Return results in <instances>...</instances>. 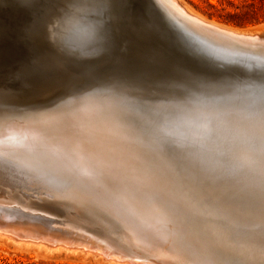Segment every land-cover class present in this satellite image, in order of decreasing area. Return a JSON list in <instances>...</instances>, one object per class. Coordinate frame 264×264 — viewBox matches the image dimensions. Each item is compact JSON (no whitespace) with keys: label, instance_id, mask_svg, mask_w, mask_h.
Listing matches in <instances>:
<instances>
[{"label":"snow or ice","instance_id":"obj_1","mask_svg":"<svg viewBox=\"0 0 264 264\" xmlns=\"http://www.w3.org/2000/svg\"><path fill=\"white\" fill-rule=\"evenodd\" d=\"M55 3L59 7L44 20L55 47L38 50L15 83L0 82V120L15 118L26 97L55 81L83 75L86 97L66 93L74 97L68 111L37 119L89 154V166L103 177V194L120 204L143 199L142 187L106 163L131 154L134 166L157 182L186 189L187 201L173 203L161 189L156 202L189 226L202 222L196 205L258 216L255 236L234 230L228 217L206 225L202 235L232 264H264V68L245 74L244 87L239 79L208 77L183 62L171 39L137 13L135 0ZM234 98L241 103H232ZM84 99L100 105L94 120L81 118ZM241 133L244 156L236 142ZM17 167L5 158L0 186L18 177ZM237 173L251 174V183L242 184Z\"/></svg>","mask_w":264,"mask_h":264},{"label":"bare ground","instance_id":"obj_2","mask_svg":"<svg viewBox=\"0 0 264 264\" xmlns=\"http://www.w3.org/2000/svg\"><path fill=\"white\" fill-rule=\"evenodd\" d=\"M15 1L11 4L15 5ZM42 1L46 0H25L34 7ZM46 3L59 7L55 0ZM147 4V0H135L138 14L147 15L155 22V14L159 12L171 41L177 42V35L171 34L177 32L172 28L177 29V33L187 38L194 56L209 63H214V59L216 64L231 68L242 64L249 71L247 74L264 68V25L234 28L206 18L183 0H154V6L147 10L138 6ZM52 42L55 47V41ZM76 96L86 97L87 92ZM73 99L72 95H64L43 105H19V115L7 123L0 120V165L5 158L19 165L16 168L19 183L0 186V205L14 213L0 212L1 241L42 253L81 252L116 264H232L230 258L218 257L207 245L202 235L205 226L219 223V217H228L237 232L252 236L260 232L258 216L199 205L196 210L202 222L187 225L182 217L156 202L157 191L161 189L173 203L187 201L186 189L167 180L157 182L134 166L131 154L127 160L108 158L106 163L114 170L124 171L142 187L143 199L127 198L120 204L114 202L116 197H106L100 188L103 177L88 164L89 154L52 134L49 125L37 119L48 114L59 116L69 110ZM81 106L84 121L94 120L100 111L95 101L84 99ZM244 140L243 133L236 137L241 156L246 155ZM250 176L237 173L242 184H250ZM14 190L22 192L20 201L8 195ZM12 206L30 213L23 215Z\"/></svg>","mask_w":264,"mask_h":264},{"label":"rangeland","instance_id":"obj_3","mask_svg":"<svg viewBox=\"0 0 264 264\" xmlns=\"http://www.w3.org/2000/svg\"><path fill=\"white\" fill-rule=\"evenodd\" d=\"M5 1L0 0V82L4 84H13L16 82L15 77L26 70L38 50L43 48L54 49V42H52L54 39L51 32L53 30L50 27L51 25L49 26V24L44 23V20L54 5L46 3L47 0L35 4V7L30 5L31 3L27 4L25 0ZM12 1H15L16 4L12 5ZM147 1V5H138L139 8L145 10L147 7L154 6V0H152V2L151 0ZM183 1L206 18L234 28L250 29L264 25V0ZM153 10L155 12L156 8ZM155 15L154 23H158L159 26L157 27L168 36L170 32L165 28V20L159 12ZM146 18L152 21L151 17L147 15ZM171 34L173 35V33ZM172 43L175 45L183 62L187 65L201 69L208 77H215L222 82H230L234 79H239L241 82L239 86L244 87L245 74L249 72L244 65L239 64L231 68L230 65H221L215 62L209 63L208 61L203 62V60L200 59L201 57L186 53L178 39L177 42ZM262 49L264 50V48ZM85 72H87V70H85ZM83 81V75L67 80H57L54 82L53 87L37 95L26 97V102L20 106L47 104L66 95V93L80 95L85 93L80 91L83 87ZM197 95H199V93H197ZM221 95H223V93H221ZM231 102L241 103L239 98H234ZM11 182L19 183V180L16 178ZM12 192L8 195L10 197H16V199L23 195L22 192L17 193L15 190ZM5 197L6 195L4 199ZM2 208L3 206L0 205V212L10 213L9 209L3 208V210ZM20 246L21 245H15V243L11 241L0 240V264H116L114 262L105 261L101 257L95 258L94 256L82 255L81 252L74 254L68 251L64 253L53 250L42 253L36 252L33 249H23L20 248Z\"/></svg>","mask_w":264,"mask_h":264},{"label":"water","instance_id":"obj_4","mask_svg":"<svg viewBox=\"0 0 264 264\" xmlns=\"http://www.w3.org/2000/svg\"><path fill=\"white\" fill-rule=\"evenodd\" d=\"M174 31H177L178 32V30L177 29H174V28H172ZM173 33V36H175V35H177V39L179 40V42H181V46H182V48H183V50L186 52V53H188L189 55H191L192 54V52L190 51V46H189V44H188V41H187V38L185 37V36H183L182 34L180 35V33ZM191 53V54H190ZM203 60V59H202ZM207 60V59H206ZM206 60H203V61H206ZM212 61L213 62H215V60L214 59H212ZM21 197H19L18 198V200L20 201L21 199H20ZM13 207H15L14 209H17L16 211H20V212H22V213H24L23 215H26V213H30V212H26L25 210H23L21 207H17V206H13ZM11 212L10 213H12V214H14L12 211L13 210H10ZM10 213H7V214H10ZM16 214H19V213H17V212H15ZM116 218V217H115Z\"/></svg>","mask_w":264,"mask_h":264}]
</instances>
